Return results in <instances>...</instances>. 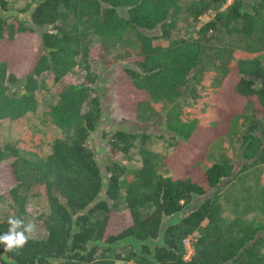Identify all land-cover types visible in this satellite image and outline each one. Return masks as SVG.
<instances>
[{
  "label": "trees",
  "instance_id": "trees-1",
  "mask_svg": "<svg viewBox=\"0 0 264 264\" xmlns=\"http://www.w3.org/2000/svg\"><path fill=\"white\" fill-rule=\"evenodd\" d=\"M9 1L0 0V118L34 111L36 78L46 72L61 84L43 113L63 135L42 158L20 155L14 142L0 146V188L13 210L8 217L26 223L27 192L44 195L47 204L37 217L43 236L27 234V243L9 252L0 245V264H264V184L256 202L260 221L224 218L219 191L236 173L264 164V0H21L24 19L3 15ZM204 14L210 17L200 21ZM179 18L198 24L195 36L170 37ZM218 33L238 39L242 49L218 74L215 124L208 131L193 123L174 126L179 138L164 156L146 146L147 134L109 131L111 151L128 158L136 147L140 164L128 171L113 162L103 181L86 144L100 118L88 59L111 64L105 59L114 52L123 60L117 73L127 86L113 89V107L124 119L133 109L122 100L126 93L139 96L134 107L142 99L196 98L202 43ZM155 38L165 45L151 44ZM76 64L85 72L81 80L71 77ZM232 131L241 160L236 169L226 157L193 168L181 153L190 143L205 145L208 137ZM194 197L201 199L191 205ZM170 216L176 218L163 226ZM8 217L0 220V235ZM186 236L192 237L187 259ZM123 239L140 244L120 253L112 244Z\"/></svg>",
  "mask_w": 264,
  "mask_h": 264
},
{
  "label": "rangeland",
  "instance_id": "rangeland-1",
  "mask_svg": "<svg viewBox=\"0 0 264 264\" xmlns=\"http://www.w3.org/2000/svg\"><path fill=\"white\" fill-rule=\"evenodd\" d=\"M34 1L39 0L26 2L32 3ZM187 1L179 0L183 4ZM228 2L229 0H225L226 4ZM23 3L24 1L21 0H10L7 6L8 10L3 12V15L17 16L19 19H24L26 13H18ZM209 17L210 14H204L200 16L199 20L205 21ZM197 27L198 24H193L189 18H179L170 37H193ZM157 33V31H151V34ZM165 42L160 38H155L151 44L164 46ZM88 43L90 46H95L97 44L96 37L90 36ZM241 49L242 43L238 39L233 36L226 37L222 33L216 34L209 42L202 43V55L199 60V66L202 69L198 74L197 82L194 83L196 98H192L188 94L185 100L174 104H165L162 101L153 99H142L134 107V102L139 96L129 98L126 93L122 100L130 109L131 106L133 109L124 119L119 118L117 110L113 107L115 100L113 89L119 84H121L119 88L127 86L123 84V79L117 73L119 67L123 64V60L117 59L114 52L105 59L106 61L109 59L114 60L111 64H100L95 58H89L88 73L97 76L93 86L100 102V118L98 125L88 136L86 144L94 153L102 180L104 181L106 177L105 166L113 162H118L128 171L140 164L136 147L129 151L128 158L124 157L122 153L111 151L107 143L109 131L119 129L147 134L149 139L146 141V146L159 156L167 155L172 150L173 142L179 138L177 132L173 130L174 126L183 124L186 126V123L188 125L193 123L195 126L192 128L198 126L200 131L205 129L208 131V127L215 124L214 102L218 74L232 58L236 57ZM84 74L81 65L76 64L71 72V77L81 80ZM36 82L37 89L34 92L35 110L32 112L27 111L13 120L0 118V146L5 142H14L20 155L32 159L42 158L48 153L51 141L63 135L61 131L51 125L47 115L43 113L44 105L56 99L55 91L61 83L53 82L51 76L46 72L37 77ZM205 135L206 133L202 134V137H205ZM237 135V131H232L228 135H218V138L217 136L208 137L205 145L203 142L190 143L181 149V153L193 168H206L211 163L226 157L228 159L232 158L236 169L239 167L241 160L237 155V145L233 144L232 139ZM157 173L162 176L167 175L164 168H157ZM262 184H264V164L250 166L236 173L228 183H223L219 189L222 197V216L230 219L234 215H241L247 219L260 221L261 217L256 202L258 190ZM26 194V223L31 222L34 225L33 232L29 235L41 238L43 232L37 223V217L46 211L45 196L33 192H27ZM200 199L201 197H194L191 205L199 202ZM191 205L188 208L192 207ZM119 207H122V205H119ZM12 212L11 201L5 196L4 189L0 188V220L8 217ZM175 218L176 216L164 218L163 226ZM143 242L150 246L153 243L156 244L157 241L146 240ZM139 244L140 242L132 239H123L113 243L112 247L120 253H124L128 248L136 249ZM116 264L123 263L116 262Z\"/></svg>",
  "mask_w": 264,
  "mask_h": 264
},
{
  "label": "clouds",
  "instance_id": "clouds-1",
  "mask_svg": "<svg viewBox=\"0 0 264 264\" xmlns=\"http://www.w3.org/2000/svg\"><path fill=\"white\" fill-rule=\"evenodd\" d=\"M8 230L0 235V245L4 246V251L9 252L22 248L28 241L29 235L33 232L34 225L25 223L19 217L10 216L7 219Z\"/></svg>",
  "mask_w": 264,
  "mask_h": 264
},
{
  "label": "built area",
  "instance_id": "built-area-1",
  "mask_svg": "<svg viewBox=\"0 0 264 264\" xmlns=\"http://www.w3.org/2000/svg\"><path fill=\"white\" fill-rule=\"evenodd\" d=\"M191 236H186L184 239H182V244L184 246V258H188L189 254L191 252L189 242L191 241Z\"/></svg>",
  "mask_w": 264,
  "mask_h": 264
}]
</instances>
